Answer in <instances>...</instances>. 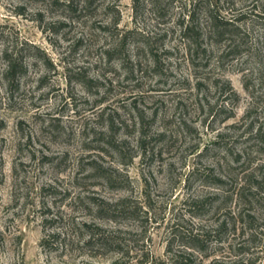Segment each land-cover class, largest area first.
<instances>
[{
	"label": "rangeland",
	"instance_id": "374dc122",
	"mask_svg": "<svg viewBox=\"0 0 264 264\" xmlns=\"http://www.w3.org/2000/svg\"><path fill=\"white\" fill-rule=\"evenodd\" d=\"M77 1L72 12L48 0H0V51L4 46L21 50L25 63V74L15 83L7 85L0 76V264L163 261L170 225L188 228L198 222L189 216L194 211L189 201L235 193L243 181L240 200L223 204L236 215L219 242L211 244L209 257L216 264H264V198L250 188L261 175L252 169L264 164L254 134L264 117V26L242 24L233 42L204 41V60L191 67L173 23L176 9L155 24L147 4L134 25L152 38V54L134 56L131 43L129 63L123 65L122 55L106 54L115 33L106 26L108 1L89 11ZM117 7L116 29L132 28L130 0H118ZM164 28L168 33L160 37ZM226 87L237 97L233 106L223 103L226 97L231 101ZM248 108L251 115L243 119ZM229 109L233 117L222 120ZM107 114L116 128L124 123L114 137L128 142L126 152L135 156L125 167L111 152L98 163L110 167L123 188L84 178L87 154L93 153L86 147L100 145ZM141 131L153 139L147 146L153 154L144 158L135 144ZM217 134L218 146L199 155ZM238 151L239 161L232 163ZM192 168L211 170L227 181L226 187H203L194 177L186 184ZM89 197L139 211L115 222L96 218L87 206ZM223 215L218 211L202 220L213 226ZM71 221L116 233L118 252L92 258L66 250L58 257L39 248L43 236L67 234Z\"/></svg>",
	"mask_w": 264,
	"mask_h": 264
},
{
	"label": "trees",
	"instance_id": "16d2710c",
	"mask_svg": "<svg viewBox=\"0 0 264 264\" xmlns=\"http://www.w3.org/2000/svg\"><path fill=\"white\" fill-rule=\"evenodd\" d=\"M105 1L79 0L76 4L79 5L80 9L89 11L94 10L99 3ZM107 1L103 7V11L111 14V16L106 26H111L115 30V33L111 36V46L106 54L108 58H120V55H122L123 59L121 62L123 65L129 63L128 52L130 51L129 45L131 43H133L132 52L134 56L138 57L142 51L152 54V38L145 36L142 30L136 28L134 25L143 15L147 4L151 6V14L153 15L155 24L159 20H163L172 8L176 9L177 13L173 23L177 28L178 39L182 42L184 51L189 56L187 62L191 67L199 66L200 62L204 60V56L208 50L206 45H204V41L214 43L233 42L235 37L241 35L240 27L242 24L258 23L264 26V0H130L131 22L134 26L128 30L120 31L116 29V26L120 22L119 9L117 7L118 0ZM48 3L51 5L62 3L70 11L74 12L76 10V7H73L75 6L74 0H62L61 2L59 0H48ZM160 22H162L161 24L168 23V21ZM2 29L3 26L0 25V38L4 34ZM162 30L163 33L160 37H164L168 33V28ZM0 62L2 66L0 76L5 80L7 85L15 83L25 74V63L21 50H15L13 47H2ZM154 64H156L155 61ZM243 88L247 90L246 84H243ZM227 91H230V89L227 88ZM229 94L231 101L226 97L223 103L229 102L233 106L237 101V97L231 91ZM262 109H264V105L260 107V110ZM262 114L264 115V112ZM250 115L251 108H248L243 115V119L250 117ZM231 117H233V114L231 109H229L222 120H227ZM105 121L107 134L103 133L102 137H99L100 145L86 147L87 150H93V153L87 154L88 160L84 168V178L91 180L93 185L96 184L97 180H101L107 187L115 188L119 186V188H123L125 187L122 184L124 181L115 177L110 167H101L98 160L101 159V156L111 152L117 158L118 164L125 167L135 155H128L126 152L128 142L125 140L116 141L114 137L115 130L121 127L125 128L124 123H120L119 127L116 128L113 125V118L108 114L105 117ZM250 124L249 128H251ZM138 125L141 130L143 125L142 118H140ZM254 134L258 136V154H264V117L258 121V130L256 129ZM152 140V138L147 136L146 132L141 131L138 133L135 144L138 150H140L139 155L142 158L153 154L152 149H147L148 144ZM220 141L221 135L217 134L215 140L204 147L199 155L203 156L209 148H213V146L217 147ZM242 151H238L234 155L231 160L232 163H238ZM252 170H258V173L262 176L259 175L258 181H252L253 185L250 188L253 192L261 194V198H264V164H258V167L255 166ZM189 177H194L201 186L211 187L217 191L227 185V181L223 177H215L212 175L211 170L200 172L196 168H192L185 176L184 181L186 184ZM243 182L235 193L232 192L225 195L216 193L190 200L189 205L194 211L193 213L191 211L189 216L197 218L198 222L194 226L187 225L186 227L188 228H182L179 223H172L169 227L168 237L164 246L165 259L148 264H194V262L197 264H216V261L210 259L208 250L213 242H219L220 234L228 226V219L231 220L236 215L233 213L231 215L229 206H223V204H228L234 199L235 201L240 200ZM89 202H91V205ZM87 206L91 208L96 218H104L112 222H115L117 219L135 218L137 211H139V208L130 204L96 203L95 199L90 197L88 198ZM218 211L224 213V219L220 222H215L213 226L206 225V219L202 220V218L210 217V215ZM67 232V234L59 233L62 237L51 235L45 238L43 236L38 243L39 248L43 252H49V250L58 252V257H61L65 254L66 250H69L70 252H75L76 256L85 255L95 258L118 252L121 245V240L116 233L104 231L101 227L88 221H71ZM69 235H73L74 237L68 240V244H66L65 238ZM67 245L69 246L67 247Z\"/></svg>",
	"mask_w": 264,
	"mask_h": 264
}]
</instances>
